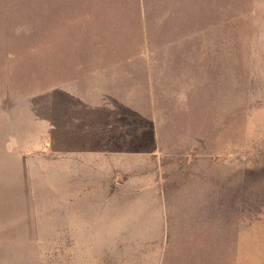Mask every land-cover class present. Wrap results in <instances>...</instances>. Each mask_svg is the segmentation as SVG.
Listing matches in <instances>:
<instances>
[{
  "label": "rangeland",
  "instance_id": "obj_1",
  "mask_svg": "<svg viewBox=\"0 0 264 264\" xmlns=\"http://www.w3.org/2000/svg\"><path fill=\"white\" fill-rule=\"evenodd\" d=\"M75 85L147 92L164 165L187 164L170 220L207 239L62 240ZM0 264H264V0H0Z\"/></svg>",
  "mask_w": 264,
  "mask_h": 264
},
{
  "label": "crops",
  "instance_id": "obj_2",
  "mask_svg": "<svg viewBox=\"0 0 264 264\" xmlns=\"http://www.w3.org/2000/svg\"><path fill=\"white\" fill-rule=\"evenodd\" d=\"M146 98V91L107 86L62 89L63 241L205 240L210 234L202 219L170 220L171 189L184 182L180 170L186 173L187 164L164 165L161 129L147 121ZM179 193L175 188L176 203ZM142 224L162 233L101 234Z\"/></svg>",
  "mask_w": 264,
  "mask_h": 264
}]
</instances>
